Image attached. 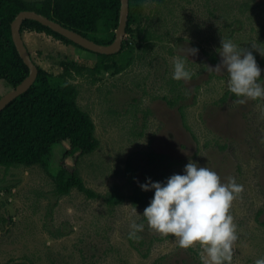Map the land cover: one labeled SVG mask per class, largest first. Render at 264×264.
<instances>
[{"label": "rangeland", "instance_id": "1", "mask_svg": "<svg viewBox=\"0 0 264 264\" xmlns=\"http://www.w3.org/2000/svg\"><path fill=\"white\" fill-rule=\"evenodd\" d=\"M222 37L253 51L264 78V55L252 47L264 52V0L143 1L124 38L135 61L121 73L96 72V54L45 32L23 31L52 83L78 87V106L92 116L101 146L64 158L70 145L58 143L47 166L0 167V264H203L199 244L182 248L142 216L154 190L140 207L127 200L110 208L104 199L114 190L129 195L149 177L166 182L190 160L243 185L230 210L238 234L233 264L264 257V97L236 100L227 68L208 67L222 62ZM188 46L199 49L186 60L191 79L176 80L174 58ZM12 89L0 81V98ZM150 152L167 156L166 164H150ZM74 169L100 198L77 189L66 196L55 192V183ZM133 221L144 223L138 238L129 235Z\"/></svg>", "mask_w": 264, "mask_h": 264}, {"label": "trees", "instance_id": "2", "mask_svg": "<svg viewBox=\"0 0 264 264\" xmlns=\"http://www.w3.org/2000/svg\"><path fill=\"white\" fill-rule=\"evenodd\" d=\"M143 1L146 0H130L127 32L131 30L135 22V14L138 13V7ZM156 1L158 4L166 2V0ZM120 8L121 0H0V81H5L15 88L30 74V69L21 58L12 36V23L19 13L35 11L95 43L108 46L115 41ZM25 29L38 33L45 32L84 49L38 21L25 20L20 28L22 35ZM92 53L97 56L94 67L96 72L102 69L121 73L135 61L134 49L128 43H123L121 51L116 54ZM72 66L77 73H81L80 68L74 64ZM91 73L94 74L93 69ZM79 94L76 85L55 86L49 74L38 66L35 83L27 92L10 102L0 115V167L9 170L17 167L47 166L53 147L58 143L70 145L64 158L75 152L84 155L98 150L101 141L96 134V124L89 112L78 106ZM166 103L171 107L175 106L172 100ZM180 112L185 122L186 114L183 108H180ZM147 155L150 164H166L165 155L154 152ZM131 160L129 159L126 165L129 182L133 181L135 175ZM169 166L172 165L169 163ZM62 171L67 175L66 169L62 168ZM84 182L79 171L74 169L68 177H64V180L55 183V192L59 196H66L77 189L87 198L101 197ZM148 197L149 191L134 186L129 195L114 190L105 195L104 199L110 208L127 200L134 207H140L147 204ZM249 264H255V261Z\"/></svg>", "mask_w": 264, "mask_h": 264}, {"label": "clouds", "instance_id": "3", "mask_svg": "<svg viewBox=\"0 0 264 264\" xmlns=\"http://www.w3.org/2000/svg\"><path fill=\"white\" fill-rule=\"evenodd\" d=\"M124 43V42H123ZM252 47L260 50L257 44ZM198 48L188 46L183 49L184 56L174 58L172 76L176 80L191 79L192 72L186 65L188 54H197ZM218 52L222 62L211 70L221 72L227 68V83L236 100L264 97V78L253 51L241 48L231 38H223ZM145 191L154 190V196L145 207L142 216L150 227L178 239L182 248L199 244L202 248L200 258L203 264H233L234 242L238 239L237 225L231 213L236 196L243 191V185L235 177L224 182L219 173L195 160H190L183 173H174L166 182L153 181L140 184ZM130 237L138 238L144 223L132 222ZM264 264V257L255 260Z\"/></svg>", "mask_w": 264, "mask_h": 264}, {"label": "water", "instance_id": "4", "mask_svg": "<svg viewBox=\"0 0 264 264\" xmlns=\"http://www.w3.org/2000/svg\"><path fill=\"white\" fill-rule=\"evenodd\" d=\"M129 15H130V0H121L119 25L117 26L118 28L116 30L115 41L111 45L105 46L95 43L94 41L84 37L80 33L65 28L60 23L48 18L47 16L39 14L35 11H23L19 13L12 23V28H11L12 36L21 58L24 60L25 64L30 69V74L21 84H19L17 87L13 88L11 91H9L0 98V115L10 102H12L14 99L27 92L31 88V86L35 83L38 77V66L33 60L30 51L23 39L22 32L20 30L25 20L31 19L38 21L39 23L49 27V29H52L53 31L61 34L65 38L83 47L84 49L99 54L111 55L120 52L123 47V42L127 29L126 26H128V22H129Z\"/></svg>", "mask_w": 264, "mask_h": 264}]
</instances>
